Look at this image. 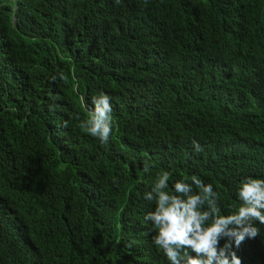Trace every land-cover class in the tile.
<instances>
[{
	"label": "trees",
	"instance_id": "1",
	"mask_svg": "<svg viewBox=\"0 0 264 264\" xmlns=\"http://www.w3.org/2000/svg\"><path fill=\"white\" fill-rule=\"evenodd\" d=\"M98 6L0 0V264H168L144 222L162 171L169 191L196 174L224 205L245 178L264 179V0L232 15L212 0ZM232 50L235 68L220 67ZM224 73L242 87L220 89ZM101 92L107 145L76 119ZM255 243L238 252L264 264Z\"/></svg>",
	"mask_w": 264,
	"mask_h": 264
},
{
	"label": "clouds",
	"instance_id": "2",
	"mask_svg": "<svg viewBox=\"0 0 264 264\" xmlns=\"http://www.w3.org/2000/svg\"><path fill=\"white\" fill-rule=\"evenodd\" d=\"M133 1L90 0L91 6L96 9H99L101 2L112 11H121ZM240 2L241 0H212L220 9L221 15H232V8ZM234 51L226 54L220 67L235 68L227 61ZM179 54L182 57L177 60L183 64L190 61L189 50H179ZM221 75L223 83L218 87L229 95L242 87L235 81L236 75ZM52 79L55 80L56 77L53 76ZM60 79H65L63 74ZM110 101L111 97L101 92L92 97L93 107L89 110L88 117L84 120L76 117L79 128L98 139L102 145L108 144L113 131ZM193 148L197 154L203 151L195 140ZM143 171H151L149 162H144ZM170 179L171 172L162 171L143 197L154 205V209L144 215V222L146 225L151 224L150 231L155 233L152 235V243L158 251L162 250L168 264H254L238 252L246 239L248 242L255 239V248L264 258V247L261 246L264 232V179L248 177L242 180L235 198L227 205H224L213 185L205 183L196 174H192L187 180L175 181L171 185V191ZM118 217L127 221L126 212ZM131 229L146 236L134 227Z\"/></svg>",
	"mask_w": 264,
	"mask_h": 264
}]
</instances>
